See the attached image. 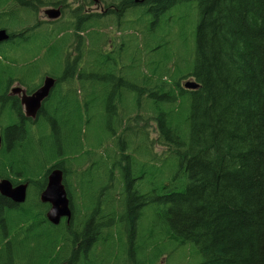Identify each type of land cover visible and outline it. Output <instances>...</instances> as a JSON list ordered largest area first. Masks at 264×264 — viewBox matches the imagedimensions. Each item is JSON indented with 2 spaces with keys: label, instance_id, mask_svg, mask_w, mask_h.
<instances>
[{
  "label": "trees",
  "instance_id": "trees-1",
  "mask_svg": "<svg viewBox=\"0 0 264 264\" xmlns=\"http://www.w3.org/2000/svg\"><path fill=\"white\" fill-rule=\"evenodd\" d=\"M15 2L28 8L27 12L31 14L35 6L38 7L35 0H0V19L10 17ZM178 4H193L198 9L195 62L188 76L194 78L199 88L180 86L177 77L182 69L179 67L174 79L178 89L168 88L167 82H161L157 88L139 86L143 82L151 85L154 77L161 78V74L166 73V69L157 68L160 63L154 61V69L148 72L150 75H143L141 81H133L135 84L125 81L116 69L118 78L112 79L116 85L105 83L102 88L105 98L99 101V89L94 84L97 82L93 83L92 78L106 72L103 67L110 66L109 60L100 61L101 56L106 58L114 52H104L100 45L98 51L92 47L87 59L88 77L92 82L83 81L87 78L84 65L76 71L80 67L79 57L71 62L72 65L61 63L65 68L62 74L53 69L47 73L59 82L44 104L43 115L35 121H26L25 118L15 120L13 114H7L0 120V127L5 130L4 146L0 149V179L10 178L14 184L30 183L25 203L16 204L0 194V264H63L68 260L66 258H70V264H97L93 257L99 242L97 234L105 247L110 244L125 246L124 229L120 225H124L125 218H139L133 211L149 210L150 205L155 215L161 217L162 241L171 239L181 247L191 244L198 257L194 264H264V0H161V20L140 23L145 26L149 40L147 50L155 40L161 41V33L154 40L151 38L163 21L170 22L172 16L169 13ZM191 13L192 5L179 15L182 18H177L184 30H187L185 25ZM97 25L98 20H77L74 26L66 25L63 29L66 33L59 37L61 55L73 35L70 30L79 34V31L85 32ZM37 26H29L20 36L26 38L32 28L38 29ZM10 33L13 39L16 34ZM100 35H97V43ZM3 50L4 47L0 49V56ZM4 67L0 61L1 89L3 83L8 89L15 80L28 83L22 78L7 79ZM97 69L100 72L96 73ZM75 73H78L81 93L89 96L87 100L78 98L75 86L73 89L66 86V82L75 81ZM38 85L30 87L27 84L30 90ZM128 91L132 101L131 91L138 92L134 107L130 109L124 97ZM142 102L155 116L161 143L169 152L166 155L174 158L172 166L161 174V195H152L157 189L144 193L140 187L136 188L138 178L132 174L136 158L126 153L121 158L127 163L122 167L123 192L110 194L107 191L110 185L94 190L91 181L84 185L81 173H87L89 169L84 165L89 158H97L107 139L118 136L117 130L127 123L130 114L143 112ZM96 118H100L109 130L105 137L98 134ZM39 123L38 129L46 134H39L35 144L34 127ZM93 123L96 125L95 137L90 139L85 135L86 128ZM45 125H49L50 131H46ZM125 125L118 147L127 152L135 141L134 135L128 133L131 127ZM125 136L126 146L122 145ZM46 137L47 142H44ZM144 137L147 138L146 133ZM85 141L90 142V146ZM83 154L87 160L82 159ZM166 155L161 166L168 160ZM149 160L156 161L157 158L151 155ZM108 162L109 157H100L101 168ZM73 163L83 165L82 171L79 168L76 174V169L71 166ZM54 167L64 168V185L71 201L68 181L72 176L77 178L84 205L80 210L88 211L83 226L78 220L80 210L75 209L76 206H73L76 220L68 230L64 222L54 225L46 217L49 204L41 202L40 194L47 185L48 172ZM111 171H108L109 175ZM169 171L171 177L167 174ZM100 194H106L103 207L112 209V219L98 223L92 211L99 208ZM117 194L121 196L117 197ZM102 216L109 217L104 212ZM118 218L121 220H116ZM128 224L139 226L133 221ZM158 224L154 222L153 228ZM106 233L111 238L107 239ZM114 234L119 235L117 240ZM147 235L148 246L162 242L160 237L151 241V237L157 236L156 229L148 231ZM78 243H81L79 247ZM163 254L164 249L157 247L151 256V264ZM86 256L93 261L88 262Z\"/></svg>",
  "mask_w": 264,
  "mask_h": 264
},
{
  "label": "rangeland",
  "instance_id": "rangeland-1",
  "mask_svg": "<svg viewBox=\"0 0 264 264\" xmlns=\"http://www.w3.org/2000/svg\"><path fill=\"white\" fill-rule=\"evenodd\" d=\"M58 1L61 0H35L34 3L38 6H35L34 8V13H36L35 15L34 13L31 14L27 12L28 8L19 6L18 3L15 2L14 12L9 15L10 17H3L0 19V29L4 28L9 32L18 34L17 36H20L22 31L29 28V26L31 27L36 24H40L37 26L38 29L33 30L32 28L30 30L26 36V38L29 39L25 40V42L21 43L26 38L18 37L16 40L4 42L0 46L1 50L3 47L5 49L3 50V55L0 56V61H2V64L5 65L3 69L8 73L5 76L7 79H14L15 77L17 79L22 78L23 82L28 81V83H23L25 86H27V84L30 87L34 85L36 86L42 83L47 73L53 70L62 74L65 70L63 65L66 66V64H71L78 54H80L79 52H82V58L79 63L80 67H78L76 71L79 69L81 70V66L84 65V76H87V78H84L83 81L92 82L88 77L90 73L88 72L89 70L86 66L88 63L87 59L90 57L89 52L92 47L95 48V51H98L100 45L102 51L114 52L110 54L111 56H107L106 58L101 56L100 61H105L106 59L109 60L110 66L108 68L103 67L105 70L107 69L106 72L102 71L101 73H98L100 70L97 69L95 71L98 73L96 74L97 77L92 78L93 83L97 82L94 84L95 87L99 89V101H103L105 98L102 90L104 84L108 82L112 83L113 80L118 78L116 69H119L125 81L128 83H134L133 81H141L142 77H144L143 75H150L148 72H152L151 70L154 69V61L159 62L160 64H158L157 68L162 70L166 69V73L164 75L161 74V78L154 77L155 81L151 85L146 82L140 83L139 86H144V88H148L149 86L157 88L161 82H167V85L169 86L168 88L178 89V84L174 80L176 79L175 76L178 73L177 67L182 69L181 74L177 77L180 86H184L186 82L194 79L189 77L188 74L189 70H192V67H194L195 62L196 19L198 18L197 6L193 4H178L177 7L173 8L169 13V15L172 16L169 18L170 22L166 23L163 21L161 23V27L156 31L155 36L151 38V40H154L156 35L161 33V41L155 40L154 43L149 46L148 50L146 48V43L149 42V40L146 36L145 26L140 25V23H143L144 20H129L132 16L130 12L124 14L122 20H111L114 18L113 16L108 17V20L96 18L94 20H98V25L93 28L90 27L85 32L79 31V34H76L74 31L70 30L73 35L70 38V42L67 46H65L67 53L63 54V56H65L63 60H59L60 57L62 58L59 37L66 33L65 31L67 30H63L66 25L74 26L77 20H48L44 11L48 8L60 5L68 14L70 5L77 6L80 4L81 0H65V2L62 1L57 4ZM107 1L117 2V0ZM66 3H69L70 5H67ZM191 5L193 6V13L189 14V19L187 23L185 22L187 30H184L180 20H177V18L179 15H182L185 10L189 9ZM139 11V9L134 10L135 13ZM177 28H180V30ZM95 30H98V32L94 33ZM97 35H100L99 43L96 41L98 38ZM147 35H150L151 37L149 32H147ZM125 41L128 42V44ZM45 44L46 47L43 49ZM131 46H134V48ZM120 49L122 50L120 51ZM109 71H111V74H109ZM75 78L77 80L75 79L73 83L66 82V86L72 87V89L75 86L77 88L78 98L81 100L83 98L87 100L89 98L88 94L86 96V94L81 93L80 91L78 73H75ZM5 89L6 84L3 83L2 90ZM131 93L134 95V101H132V95L129 91L124 94V97H126V106L129 109L134 107L136 98H138V92L134 93L131 91ZM141 106L145 107L146 104L142 102ZM142 111L143 112L137 115L130 114L127 123L124 122L121 128L117 130L116 135L118 136L115 139L106 140L108 142L98 151L97 158L96 156L89 158L90 160L84 165L89 166L87 173L84 171L81 173L84 185H87L89 181H91V185L94 190L99 189L100 186L110 185V188L107 190L110 191V194L123 192L124 176L122 167L127 163L121 160V158L122 154L126 153L136 158V164L132 167V174H135L138 178L135 181L136 188L140 187L144 193L157 189L155 194L152 195H161V174L169 168V165L172 166L174 158L172 155H166L169 152L167 151V147L161 143L160 130L158 123L155 120V116L149 112L146 107ZM121 112L124 113V111ZM95 120L99 121L98 129L100 132L98 134H101V138L105 137L109 133V130H107L101 123L100 118H96ZM40 123L38 125L36 124L34 127V133L36 134L34 137L35 144L38 143L37 136L39 137V134H46L45 131L41 133L38 129L39 125H41ZM125 124H127L128 127H131L128 133L134 135L135 141L133 146L130 147L127 152L121 151L118 147V139L120 135H123L122 132H124L126 127ZM45 128L46 131H50L49 125H45ZM95 128L96 125L93 123L91 127L89 126V128H86L85 135L89 136L90 139H94ZM145 133L148 139L144 137ZM44 142H47V137L44 138ZM127 142L128 140L125 136V140L122 145L126 146ZM85 143L89 145L90 142L85 141ZM87 149H89V147L85 148L84 151L86 152ZM102 155L104 158L109 157L108 165L104 168H101L99 164V160ZM151 155L156 156L157 160L150 161L149 159L151 158ZM165 155L168 160L165 165L161 166V160ZM82 159L87 160L85 154H83ZM114 163H116L117 167L114 166ZM71 166L73 169H76L74 172H76L79 168L82 171L83 168V165L78 166L75 163ZM177 167L178 164L176 163V171L178 170ZM110 169L113 170L111 175L108 173ZM46 170L48 169L46 168ZM74 172L73 174H75ZM167 174L171 177L170 171L167 172ZM103 179L108 183H104L102 181ZM68 183L72 192V201L74 202V206H76L75 209L80 210L84 208L83 201L80 196L82 195V192L77 184V178L75 176L70 177ZM121 199L124 200V197ZM145 215L146 219L142 222V229H145L146 232L156 229L157 236L156 238L151 237V241H154L159 237L162 241L161 236L163 234V225L161 217H157L155 215L154 208L151 205L149 210H145ZM154 222H159L156 228H153ZM117 236L119 237V235ZM103 246L104 245L102 244L100 250H103ZM157 247L158 245L153 247L150 246L148 253L150 252L152 256ZM160 249H164L165 254L155 259L153 264H194L195 257H197L195 249L191 244L181 247L171 239L163 240L160 244ZM199 257L201 259V256ZM149 261L151 264L150 257ZM112 264H115L114 261ZM128 264L131 263L128 262Z\"/></svg>",
  "mask_w": 264,
  "mask_h": 264
},
{
  "label": "flooded vegetation",
  "instance_id": "flooded-vegetation-1",
  "mask_svg": "<svg viewBox=\"0 0 264 264\" xmlns=\"http://www.w3.org/2000/svg\"><path fill=\"white\" fill-rule=\"evenodd\" d=\"M65 2V0L58 1L60 2ZM67 5H70L69 3H66ZM49 9H59L60 10V15L56 18H51L45 14L48 17V20H94L96 18H100L103 20H108V17L113 16L114 18L111 20H122V17L124 14L127 12H130L132 16L129 18V20H161V0H117V2H109L107 0H81L80 4L77 6H72L70 5L69 7V13L67 14L66 11L62 8V6L58 5L57 7H51ZM139 9L140 11L135 13L134 10ZM46 10V11H47ZM133 12V13H132ZM147 22V23H148ZM40 25V24H38ZM4 29V28H2ZM8 31V30H7ZM9 32V31H8ZM10 34V39L8 41L4 42H9L11 40H16V38L21 37L16 36L13 37L12 39V34ZM0 43V46L4 43ZM45 48V47H44ZM65 54L67 53V50L64 52ZM77 57L80 59L82 58V52H79ZM65 56L62 55V60L64 59ZM50 75H46L44 79ZM54 77V76H53ZM56 79L55 86L51 89L50 94L47 98L42 103V107L38 110L37 113L33 114L32 109H28L26 107V104L23 102L24 97L27 95L33 94L39 87H41L44 83V80L42 83H40L37 87H35L33 90H30L28 86H25L22 81L20 80H15L12 85L7 87L8 89L2 90L0 88V119H2L5 115L7 114H13V119L19 120V118H25L24 120H37L42 114V109L44 107V104L46 100L50 97V95L54 92L56 89V86L58 84V78L54 77ZM65 84V83H63ZM6 93V94H5ZM5 130L0 127V134L2 138V145L0 146V149L4 146V136ZM54 168H60V167H54ZM53 168V169H54ZM64 172V179H65V170L64 168H60ZM113 170L111 171L110 175L112 174ZM20 181H23L21 179ZM27 183V182H26ZM65 183V182H64ZM29 187L28 185V192H29ZM68 190V189H67ZM69 194V193H68ZM99 196V208L96 210L92 211L93 213L95 212V221L98 223L102 221H109L112 219V209L109 210L106 207H103V197L106 196V194H100ZM117 197H120V194L116 195ZM143 197V196H142ZM144 198V197H143ZM72 202V201H71ZM17 204V203H16ZM46 204V203H45ZM146 204V203H145ZM73 204L71 205L72 209V217L68 221L66 218H63L61 222L65 223V229L68 230V227L70 224L75 223V209L73 208ZM48 211V210H47ZM107 214L109 217L103 218L102 213ZM47 213V212H46ZM125 211L123 212V214ZM133 213L138 214L139 218H125V222H123L124 225H120L122 229H124V235H123V240L125 243V246L121 247H114L112 244L107 245L106 247L103 246V250H100V247L102 246V238L99 235V242L95 246V255L93 256L95 258L94 262H97V264H112L113 261L115 264H128L130 262L131 264H149V257L151 259V253H148L149 247L146 244V239H148L147 232L145 229H142V222L144 221L145 218V209L140 208L138 210H134ZM86 214H88V211L85 210H80L79 211V216L78 220L79 222L82 223V226L86 223ZM122 214V215H123ZM121 215V216H122ZM116 220H121V218H118ZM131 221L136 222V225L139 223L138 228L133 225H129ZM60 222V223H61ZM107 239L111 238L109 234H105ZM114 238L117 240L118 236L117 234H114ZM149 240V239H148ZM137 241L139 246H137ZM160 244L158 245V249L160 248ZM81 245V243H78V247ZM69 252V249H67V253ZM81 254V253H79ZM161 256V255H160ZM159 256V257H160ZM158 257V258H159ZM88 262H92L93 260L89 258V256H86ZM66 262H63V264H70V258ZM79 260V258H78Z\"/></svg>",
  "mask_w": 264,
  "mask_h": 264
},
{
  "label": "water",
  "instance_id": "water-1",
  "mask_svg": "<svg viewBox=\"0 0 264 264\" xmlns=\"http://www.w3.org/2000/svg\"><path fill=\"white\" fill-rule=\"evenodd\" d=\"M51 18H56L60 15L59 9H49L45 11ZM10 34L6 29H0V43L8 41ZM56 79L53 76H47L44 83L33 94L24 97L23 102L28 109H32L33 114L37 113L42 107V103L50 94L51 89L55 86ZM188 89H197L199 84L196 81H188L184 84ZM35 115V114H34ZM2 138L0 134V146ZM47 185L40 194V200L43 203L49 204V209L46 217L49 222L54 225L60 224L63 218L68 221L72 217L71 198L69 197L66 185H64V172L60 168H54L48 172ZM0 194L14 203L22 204L28 198V183L20 182L14 184L10 178L0 179Z\"/></svg>",
  "mask_w": 264,
  "mask_h": 264
},
{
  "label": "bare ground",
  "instance_id": "bare-ground-1",
  "mask_svg": "<svg viewBox=\"0 0 264 264\" xmlns=\"http://www.w3.org/2000/svg\"><path fill=\"white\" fill-rule=\"evenodd\" d=\"M28 183V185H30V183L29 182H27Z\"/></svg>",
  "mask_w": 264,
  "mask_h": 264
}]
</instances>
